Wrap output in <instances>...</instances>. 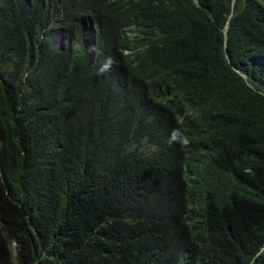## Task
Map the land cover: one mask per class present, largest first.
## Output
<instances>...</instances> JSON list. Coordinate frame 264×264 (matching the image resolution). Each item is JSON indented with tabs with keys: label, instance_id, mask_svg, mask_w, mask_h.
<instances>
[{
	"label": "trees",
	"instance_id": "1",
	"mask_svg": "<svg viewBox=\"0 0 264 264\" xmlns=\"http://www.w3.org/2000/svg\"><path fill=\"white\" fill-rule=\"evenodd\" d=\"M117 10L141 26L152 61L195 82L208 105L236 114L243 129L220 131L212 159L185 163L186 184L167 192L175 204L165 210L155 193L171 183L142 171L156 160L138 157L136 173L124 178L125 165L94 162L84 130L70 139L60 138L59 126L37 129L18 113L23 96L8 92L0 113L7 192L0 264H164L156 247L167 264H264V0H121ZM105 136L107 148L120 138ZM98 188L130 203L124 226L111 211L101 218L92 211ZM150 216L167 225L156 246L124 244L127 226Z\"/></svg>",
	"mask_w": 264,
	"mask_h": 264
},
{
	"label": "clouds",
	"instance_id": "2",
	"mask_svg": "<svg viewBox=\"0 0 264 264\" xmlns=\"http://www.w3.org/2000/svg\"><path fill=\"white\" fill-rule=\"evenodd\" d=\"M119 1L0 0V113L8 107L4 95L19 92L23 119L37 129L59 126L60 138L73 139L84 130L94 139V162L125 165L124 178L136 173L138 157L156 160L142 171L171 183V189L155 193L156 203L167 210L175 204L167 192L186 184L185 163L215 157L216 135L242 131L244 123L231 111L208 105L195 82L170 75L168 62L152 61L141 26L117 10ZM105 132L120 135L112 148ZM2 181L0 174V215L6 202L1 198L7 196ZM101 192L89 196L92 211L98 207L100 218L111 211L124 226L130 203L124 205L114 188ZM3 225L0 217V232ZM166 228L150 216L137 229L127 226L123 242L133 248L136 241L151 240L156 246ZM15 245H9L13 252ZM156 249L167 264L168 253Z\"/></svg>",
	"mask_w": 264,
	"mask_h": 264
},
{
	"label": "rangeland",
	"instance_id": "3",
	"mask_svg": "<svg viewBox=\"0 0 264 264\" xmlns=\"http://www.w3.org/2000/svg\"><path fill=\"white\" fill-rule=\"evenodd\" d=\"M2 203V202H1ZM3 204V207L5 208V203H2ZM13 246V245H12ZM11 248H13V247H11ZM11 252H12V254H13V251H12V249H11Z\"/></svg>",
	"mask_w": 264,
	"mask_h": 264
}]
</instances>
